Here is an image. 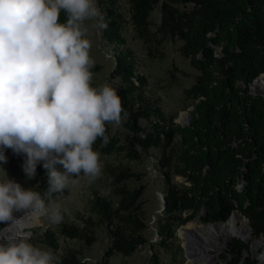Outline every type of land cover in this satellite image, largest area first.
<instances>
[{
  "label": "trees",
  "instance_id": "trees-1",
  "mask_svg": "<svg viewBox=\"0 0 264 264\" xmlns=\"http://www.w3.org/2000/svg\"><path fill=\"white\" fill-rule=\"evenodd\" d=\"M124 1L127 22L148 58L161 57L158 50L164 42L180 40L178 52L197 73L182 93L184 100L191 101L189 121L174 123L159 100L147 94V79L136 69L133 51L122 34L125 19L120 0H96L107 25L100 30L101 39L114 47L110 78L118 81L115 91L129 135L119 145L106 124L108 143L98 138L93 150L99 156L122 152L128 160H137L136 149L156 148V166L163 181L154 243L145 236L148 225L141 206L142 190L125 183L136 174L127 169L113 174L114 200L94 193L90 210L108 237L103 263L108 264L115 254L128 256L144 244L167 252L178 226L192 222L198 213L201 223H226L235 210L247 219L252 235L264 242V94L249 92L252 81L264 74V0ZM156 7L159 17L151 30L149 15ZM65 20L62 12L60 22ZM173 70L177 68L172 64L168 70L171 84L177 83ZM47 179L46 170L38 165L33 190L42 197ZM83 223L82 228L61 224L55 232L44 230L41 242L52 252L59 249L58 236L88 245L93 241L94 223L90 218ZM243 249L246 244L232 241L230 256L235 259L229 264H239L235 255ZM57 257L59 264H82L73 250L66 249ZM156 257L154 253V264Z\"/></svg>",
  "mask_w": 264,
  "mask_h": 264
},
{
  "label": "clouds",
  "instance_id": "clouds-1",
  "mask_svg": "<svg viewBox=\"0 0 264 264\" xmlns=\"http://www.w3.org/2000/svg\"><path fill=\"white\" fill-rule=\"evenodd\" d=\"M86 20L97 30L107 27L96 0H0V162H7L10 149L24 158L27 179L40 164L48 178L47 202L15 180L0 182V224L16 222V213L58 224L61 206L53 195L82 176L91 183L101 175L93 145L98 138L108 143L105 125L121 122L122 106L111 86H91ZM0 264L59 260L34 246L27 233L0 232Z\"/></svg>",
  "mask_w": 264,
  "mask_h": 264
},
{
  "label": "rangeland",
  "instance_id": "rangeland-1",
  "mask_svg": "<svg viewBox=\"0 0 264 264\" xmlns=\"http://www.w3.org/2000/svg\"><path fill=\"white\" fill-rule=\"evenodd\" d=\"M119 6L125 19L122 34L125 38L126 46L133 51L137 71L142 73L147 79V94L159 100L161 109L167 116L172 117L174 123L179 122L182 124L183 121H180L181 114H189V111L192 109L191 101L184 100L182 98V93L184 88L192 83L193 77L197 72L189 65L188 60L178 52L177 48L181 44V41L175 40L174 42H164L158 50L162 56H157L154 59L148 58L140 41L134 37L133 31L127 22L128 10L125 1L120 0ZM157 8L158 7H156L149 15L151 30H154V25L158 21L159 14ZM94 23L95 21L93 20H86L84 22V27L87 30L84 38L90 42L91 47L89 49V56L94 62L91 86L94 88H100L107 84L115 90L118 86V81L117 79L110 78V72L113 66L112 56L114 47L106 44L101 39V29L97 30L94 28ZM172 64L177 68V70H173L177 77V83L173 84L169 83L168 75V70L171 68ZM257 78L261 79L263 83L258 86L259 88L257 87V89H255L254 93L263 95L264 75L258 76ZM251 84L253 87L255 83ZM249 92L252 93L250 85ZM123 120V117H121V122L119 124H107L110 135L118 140L119 145L124 144L125 137L129 135L127 130L123 127ZM141 125L144 128L147 127L146 123L143 121L141 122ZM136 151L139 156L137 160H128L122 152L99 156L101 175L97 179L90 183L87 177L82 176L77 185H69L66 194L52 197V200L59 203L61 206V222L53 224L50 223L47 218L42 217L39 220H36L33 225H23L21 227L22 229L20 228V233L29 234L30 242L34 246L42 250H50L40 239V234L44 230L55 232L61 224L74 225L82 228L84 224L83 220L90 218L94 223L93 228L90 230V234L93 236L92 243L85 245L76 239L58 236L57 241L59 243V249L53 253L56 256H59L66 249L73 250L76 252V258L82 264H104L102 259L108 244V237L104 228L97 224L96 218L90 210V201L93 198L94 193H97L101 198L114 200L113 189L116 185L112 179L113 174H117L121 170L127 169L129 172L137 175L136 178L131 177L125 181L128 188H140L142 190L140 196L142 202L141 206L144 210L143 217L148 225L145 236L148 238L149 242H156L157 238L154 226L157 216L161 211L162 202L160 200V195H162L163 191L162 175L156 166L159 157V150L150 147L145 150L136 149ZM5 155L7 157V162H0V182L12 179L19 183L23 188L33 190L32 179L29 180L25 177L21 167L24 158L15 155L11 150H6ZM238 215L241 219H245L239 213ZM200 224L203 226L200 225L199 227H206L204 225L205 223L200 222ZM182 225L183 227H189L195 224L189 222ZM6 226L7 224H2L0 232H3L2 230H4ZM5 235L9 236L10 234ZM11 235H17V233ZM250 235L251 240L247 241V243L239 238L231 237L224 244L223 236L219 235L214 237L203 232L199 235L197 234L196 237H193V240H191V243L189 244H192V246L195 245L193 248H199L201 246L199 249H206L207 247L210 249L205 252V254H207L205 264H229L235 259V257L232 256V258L230 256L231 243L233 240H238L247 245V249L241 250L240 253L235 255L240 258L239 264H264V257L259 258V256H264L263 239L260 236L252 235V233ZM258 239L261 240L260 245L256 247L255 251H253L251 248L252 240L254 241ZM186 244L187 241L185 242L183 238L178 237L175 233L174 238L167 243V252H157V245H151L149 247V245L144 244L139 246L128 256H121L120 254L113 255L109 258L108 264H154L152 261L154 253L157 255V264H187ZM193 264L199 263L195 262Z\"/></svg>",
  "mask_w": 264,
  "mask_h": 264
},
{
  "label": "bare ground",
  "instance_id": "bare-ground-1",
  "mask_svg": "<svg viewBox=\"0 0 264 264\" xmlns=\"http://www.w3.org/2000/svg\"><path fill=\"white\" fill-rule=\"evenodd\" d=\"M255 83V84H254ZM263 81L261 79H256L253 82V87L254 89H257V87L262 84ZM259 88V87H258ZM255 91V90H254ZM180 121H184V114H181L180 116ZM18 219L14 223H7V226L4 228L3 233L7 234L9 236H12L11 234H22L20 233V228L23 225L29 226L33 225L36 222V219H34L31 214H24V213H16L15 214ZM212 224V225H211ZM208 225H205L206 227H199L195 225L187 226V227H181L177 230V232L183 236V232L185 229H189L190 233L193 235L190 240H187V244L185 245V248L187 250V264H193L195 262H198L199 264H205V261L207 259V254L205 252L209 249L208 247L205 249H199V248H193L195 245L192 246L191 240H193V237H196L197 234H201L203 232H206V234H209L210 236H223L224 237V244L226 241H228L231 237H237L242 241H247L251 240V232L248 227V223L245 219H241L240 216L238 215L237 211L231 213L230 218L226 223H211ZM203 226V225H201ZM31 228V227H30ZM22 229V228H21ZM23 231V230H21ZM185 238V236H184ZM206 240V239H205ZM209 240V239H208ZM190 241V242H189ZM261 240H252V249L253 251L256 250V247L260 245ZM207 242V240H206ZM211 242V241H210ZM215 244V243H214ZM208 246V245H207ZM213 248V247H212ZM185 250V253H186ZM210 250V249H209ZM264 257V256H259ZM263 259V258H262Z\"/></svg>",
  "mask_w": 264,
  "mask_h": 264
},
{
  "label": "water",
  "instance_id": "water-1",
  "mask_svg": "<svg viewBox=\"0 0 264 264\" xmlns=\"http://www.w3.org/2000/svg\"><path fill=\"white\" fill-rule=\"evenodd\" d=\"M262 75H264V74H260L259 76H262ZM257 79V77L252 81V83L255 81ZM250 89L252 90V93L251 94H253V95H255V93H254V88H252V84H250ZM188 121H189V114L188 113H184V121H183V123L181 124V123H179V122H176V123H178V124H180V125H183V124H187L188 123ZM160 200H161V202H163V200H162V195H160ZM161 209H162V206H161ZM233 212H236L235 210H233V211H231L230 212V214L231 213H233ZM229 214V215H230ZM199 215H200V213H198L195 217H194V219L192 220V223L193 224H195V225H198V226H200V225H202V224H200V220H199ZM244 217V216H243ZM245 218V217H244ZM245 220L247 221V219L245 218ZM211 223H220V221H216V222H210V223H205L204 225H208V224H211ZM181 227H183V225H180V226H178V228L176 229V235L178 236V237H181V238H183L184 240H185V242L187 241V240H190L191 238H192V234L190 233V230L189 229H185V231L183 232L184 234H183V236H180L179 234H178V232H177V230L179 229V228H181ZM248 227H249V225H248ZM249 230H250V232H251V229H250V227H249ZM184 236H185V238H184ZM237 238V237H236ZM260 240V239H259ZM244 250V249H243Z\"/></svg>",
  "mask_w": 264,
  "mask_h": 264
}]
</instances>
